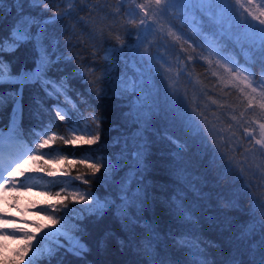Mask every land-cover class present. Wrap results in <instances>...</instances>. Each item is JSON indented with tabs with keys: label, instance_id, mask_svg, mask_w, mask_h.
<instances>
[{
	"label": "trees",
	"instance_id": "obj_1",
	"mask_svg": "<svg viewBox=\"0 0 264 264\" xmlns=\"http://www.w3.org/2000/svg\"><path fill=\"white\" fill-rule=\"evenodd\" d=\"M71 2L55 0L48 11L42 4H25L24 14L44 23L53 13L68 9ZM143 2L87 0L85 4V0H76L71 15L47 24L43 49L27 43L3 53L4 63L16 74L33 70L46 49V59L51 61L48 78L63 80L66 85L67 96L61 94L58 99L48 97L40 84L25 86L17 129L25 148L33 154L64 159L67 164L65 173L57 176L45 165L44 170L27 175L33 185L29 187L50 199L44 213L57 219L67 213L66 227L78 230L75 235L87 249L77 256L60 248L51 264L259 261L256 246L259 221L264 219V156L245 152L258 146L244 129L259 138L256 131L264 123V112L258 106L247 107V100L217 61L223 65L227 57L241 70L247 69L245 74L251 73L249 79L260 89L264 59L258 48L249 50L247 42L237 41L235 28L229 31L225 24L224 30L217 29L213 36L194 28L191 17L178 19V12L172 9L167 16L156 18L146 37L139 35L128 21L145 18L135 7ZM19 10L14 0H6L0 15V37L9 35ZM170 27L182 35L181 40L168 36ZM32 30L36 31L35 26ZM97 77H102L101 82H95ZM133 78L136 94L124 90ZM102 86L106 92L98 97ZM17 87L0 86L5 97L0 129L5 133L14 106L9 93ZM56 107L67 112L64 121L56 116ZM93 116L99 120V128ZM85 126L93 135L100 133L95 144L63 143L61 138L85 135L72 131ZM53 133L56 138L37 150L44 135ZM138 150L143 162L129 186L137 171L134 153ZM92 163L107 167L93 173L88 167ZM129 187L128 195L138 197L135 206L126 211L133 223L122 218L119 210L122 189ZM88 192L110 202L102 214L89 211L87 204L70 195ZM65 196L67 208L59 204ZM253 225L255 234L242 241V230ZM179 239L187 246L178 247L175 241ZM49 243L41 241L40 248ZM253 248L255 256L250 251ZM34 251L18 262L27 264ZM35 264H49V260L37 255Z\"/></svg>",
	"mask_w": 264,
	"mask_h": 264
},
{
	"label": "snow or ice",
	"instance_id": "obj_2",
	"mask_svg": "<svg viewBox=\"0 0 264 264\" xmlns=\"http://www.w3.org/2000/svg\"><path fill=\"white\" fill-rule=\"evenodd\" d=\"M76 0H72L69 3V8L65 9L63 12L57 11L49 17L48 21L41 23L36 17L25 15L24 14V5L27 4L30 7H39L43 5V10L48 11L50 5L55 3V0H14V3L19 6V12L17 13V19L9 32L7 37H0V86L4 84L16 85L18 86L16 91L9 93V99L13 103V112L10 124L8 126V132L5 133L3 129H0V180H4V183H0V189L5 187V184H8L9 181L4 178V171L7 168L11 167L12 164H16L15 168H12L8 172L9 177H13L17 174L24 175L21 171L20 159L22 154H15L14 159H9L7 164L4 163L5 160V144H8V155L11 157L14 154L11 149L14 147L13 141L17 140L19 137L17 135V129L19 128L18 118L22 112L21 101L23 99V90L25 86L40 84L48 97L58 99L59 95L64 94L67 96L66 85L63 80L57 82L48 78L47 72L50 69L51 61L46 59V49L45 55H41L36 62V66L31 71H22L20 73L14 74L11 71L10 65L4 63L3 53L8 50L14 52L23 44L32 43L33 47L37 50L43 49V45L46 39V29L49 22H54L58 19H63L65 16L71 15V9ZM6 0H0V15L3 14L4 5ZM135 3V0H133ZM87 4V0H85ZM135 7L143 13L145 18L136 21L135 19H130L129 24H132L134 27H137L138 34L147 36L151 32L153 24L158 17H164L169 14V10H175L178 12L177 18L184 20L187 17L192 18V23L194 28L199 29L201 32H208L215 36L216 30H224V25H228V30L231 31L233 28L236 29L237 41L247 42L249 50L252 48H258L262 59H264V0H144L143 3H136ZM131 14V13H130ZM251 17V20H249ZM152 21V23H148ZM255 21L256 23H253ZM33 26H35L36 31L33 32ZM175 27V26H173ZM173 27L168 29V36L173 40L179 41L182 39V35L178 34V31H173ZM119 40L120 37L118 36ZM123 43V41H121ZM187 43V40H185ZM188 47H192V44H189ZM242 50H244V43L240 44ZM183 51V47L181 48ZM195 50V49H193ZM192 57L189 56V60ZM227 62L223 65H220V62L217 61L218 66H222L224 71L229 73L232 78V86L236 87L240 94L247 100V107L252 108L258 106L262 112H264V65H262V79H261V88L253 86V82L249 79L251 73L245 74L247 69L241 70V68L234 63L233 60L224 57ZM211 65V60L207 61ZM229 65H232L231 67ZM235 68V70H233ZM91 71V70H90ZM79 74V73H77ZM215 75V73H213ZM102 77H97L95 82H101ZM125 91H130L132 94L137 93V84L135 78L132 79L131 83H125ZM142 91V89H141ZM106 92L105 87H100L97 91V96L100 97ZM137 101L139 104L140 96H137ZM215 102V101H213ZM5 103V97L3 94H0V107ZM36 103L39 104V98H36ZM75 107V105H73ZM56 116L64 121L67 118V112L62 111L59 107H56ZM243 113H241V116ZM94 121H96L97 128L100 127L99 120L93 116ZM235 120V117H232ZM50 130V129H49ZM77 130L82 131L85 135L81 136H72L71 139H63V143H75L76 141H82L84 144L92 145L95 144L100 139V133L97 132L95 135L91 133L90 130L85 126L82 129H72L73 133ZM245 135H251V141L254 142V146L250 149H245V152H257L260 155L264 156V123L259 124V138L256 135L249 133L247 128L244 129ZM56 134L53 133L51 136L44 135V138L40 140V143L36 145V149L39 150L49 143V140H54ZM29 152L33 151L28 149ZM48 153H45L47 155ZM143 153L141 151H136L134 153V159L136 161L137 171L129 179V186L135 181V176L140 174L139 166L142 161ZM28 159H32V156L29 155ZM27 161H24L26 163ZM84 161H81L83 163ZM88 167L93 173L100 171L101 167H107V165H101L100 163L89 164ZM81 179V177H77ZM88 183V181H84ZM21 187H24V184H20ZM11 187H16V182H11ZM130 187L127 189H122L124 195L120 197L121 207L120 211L122 218L126 219L129 223H133L131 217L127 216L126 211L130 206H135L138 201V197L129 196ZM63 191V189H62ZM56 196H60V193L57 192ZM74 201H79L87 204L89 206L88 210L95 214H102L103 210L109 206L108 200H101L99 197L93 195V193L88 192L87 194H70ZM67 196L61 197L59 204L60 207L67 208V204L64 203L67 200ZM142 203V201H140ZM49 207L54 210L57 209L56 205H50ZM261 207L264 208V203L261 204ZM42 211H45L42 209ZM66 217L67 213L64 216L57 219L54 214H47L46 219H48L51 224L56 225L60 224L59 228H55L50 232H45L39 240H44L50 242L45 248L41 249L39 240H37L36 245L32 244L33 240H36L35 234H28L23 229H16L10 235L15 236V232H22L23 235L20 237L25 241L24 251L28 252L29 249L35 248V251L32 255L29 256L27 264H35V257L37 255L46 256L51 264V259L56 255V252L60 248H66L68 252H71L73 255H82L87 249L80 242L78 236L75 235L77 229H68L66 227ZM3 219V217H0ZM127 226V225H126ZM260 226V240L256 248L260 250V259L256 261L253 259L250 261V264H264V219L259 221ZM39 230V229H38ZM256 232L255 225L251 228L243 229L241 232L240 239L242 241L248 240V238L254 235ZM3 234V233H0ZM63 238L64 242H61L60 238ZM175 244L178 247H186L187 242L182 241V239L176 240ZM256 248L251 249V254L255 256ZM155 261V258H153ZM160 264H163V261H160ZM188 264H207V261H189ZM230 264H243L242 261L234 259Z\"/></svg>",
	"mask_w": 264,
	"mask_h": 264
},
{
	"label": "rangeland",
	"instance_id": "obj_3",
	"mask_svg": "<svg viewBox=\"0 0 264 264\" xmlns=\"http://www.w3.org/2000/svg\"><path fill=\"white\" fill-rule=\"evenodd\" d=\"M259 136V127L256 131ZM82 141H76V143H81ZM49 144V143H48ZM16 152H19L16 150ZM24 153V154H23ZM21 153V171L24 175H15L13 177L8 176V172L5 171L6 177L9 183L11 180L16 182V187L2 188L0 189V230H3V226L10 218V222L6 223V228L9 230L5 237H0V261L3 263L0 264H22L18 260H25V256L30 254L24 251L25 241L20 237L23 235L22 232H15V236L10 235L16 229H23L28 234H35L36 240H33V245L37 243V240L44 235L45 232H50L55 228H58L56 225L51 224V222L46 219V215L42 209H48L50 199L44 196L43 192L39 190L32 189L28 186V183L25 179L20 182L16 180L17 178H23L29 175V172L33 170L34 173L44 170V166H47L51 169L49 172L51 175H58L65 173L64 166L67 165L64 162V159L60 158H50V157H40L37 154H29L26 150ZM32 156V159H28L29 155ZM24 161H27L24 163ZM16 166V164H12ZM15 168V167H14ZM7 170H12V167L7 168ZM16 177V179H15ZM4 182V180H3ZM25 183L24 187H21L20 184ZM11 185V184H10ZM39 229V230H38ZM37 233H36V232ZM42 233V234H40ZM41 241L39 240V244ZM32 255V253H31ZM22 258V259H21Z\"/></svg>",
	"mask_w": 264,
	"mask_h": 264
},
{
	"label": "bare ground",
	"instance_id": "obj_4",
	"mask_svg": "<svg viewBox=\"0 0 264 264\" xmlns=\"http://www.w3.org/2000/svg\"><path fill=\"white\" fill-rule=\"evenodd\" d=\"M15 143H16V142H15V141H13V144H15ZM5 145H6V146L8 145V144H7V142H6V144H5ZM1 200H2V199L0 198V201H1Z\"/></svg>",
	"mask_w": 264,
	"mask_h": 264
}]
</instances>
